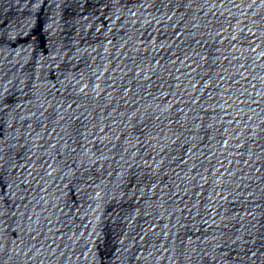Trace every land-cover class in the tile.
<instances>
[{
	"label": "water",
	"instance_id": "water-1",
	"mask_svg": "<svg viewBox=\"0 0 264 264\" xmlns=\"http://www.w3.org/2000/svg\"><path fill=\"white\" fill-rule=\"evenodd\" d=\"M0 264H264V0H0Z\"/></svg>",
	"mask_w": 264,
	"mask_h": 264
}]
</instances>
